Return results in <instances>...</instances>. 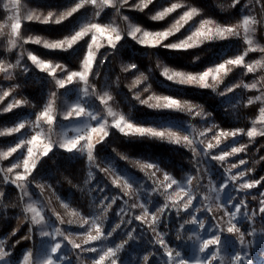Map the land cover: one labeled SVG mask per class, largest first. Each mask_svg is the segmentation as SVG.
<instances>
[{
	"label": "trees",
	"instance_id": "obj_1",
	"mask_svg": "<svg viewBox=\"0 0 264 264\" xmlns=\"http://www.w3.org/2000/svg\"><path fill=\"white\" fill-rule=\"evenodd\" d=\"M77 1L79 0H52L50 8L53 9L52 12L56 13L71 8ZM20 3H23V5L21 4L22 18L27 11L25 8L31 10V8L37 9L43 6L36 0H20ZM138 3L139 0H129V5L132 7L125 5L119 13L115 9L107 7L96 18L102 23H107L115 18L125 36L118 45L116 52L109 55L107 61L100 65L99 61L111 51L107 48L106 42L102 40L105 47L100 49L95 65L99 77H90V82L101 94L108 90L114 97L112 101H109V106L119 114L128 117L132 122L138 125L156 127L170 123L181 130L183 134H188L190 138L196 141L192 147L197 149V153L194 155L191 148L186 144L175 145L148 137H125L115 128H109L108 137L95 147L94 156L96 159L94 163L89 164L84 154L69 153L64 150H52L43 157L29 176L26 184L28 192L26 197L23 196L20 188L5 182V175L11 177L14 174L6 173L8 168L6 164L9 163L10 159H0V241L3 242L2 246L5 250L10 253L9 258L15 262L21 259L29 249L36 256L42 241L38 229L31 224V213L24 211L30 198L47 204L48 208L50 206L48 201L53 197L57 201L63 202L76 214L75 217L67 215V217L62 218L63 224L54 215L52 216L62 231L71 234L72 237L74 236L75 242L81 243L83 247H96L98 249L95 253H81L79 258L76 255L78 250H73L74 253L69 259H73L74 263L92 264V259L98 258L100 250H106L109 246L114 247L116 244L122 243L127 239L126 232L135 228L134 235L139 239L130 241L118 254L123 264H144L143 256L149 253H154V255L150 256L148 264H163L167 257L159 244L150 243L158 237L152 231L149 223L141 224L132 219L131 225L127 227L122 225L106 240L102 238L87 245L83 244V240L90 225L84 227L80 225L83 224L84 219L91 220L92 217L101 215L99 202L105 196L121 197L108 210L107 219L101 221L104 225L105 235L112 227L120 223L121 217L117 215V212L121 208L130 214L124 216L125 220L134 215H143L144 209L139 206L141 204L147 207L149 213L160 215L157 209L165 203L171 205L168 195H175L176 185H173L172 189H168L167 193L160 186L161 182L164 181V174L167 173L186 189L191 188L193 195L198 198L193 201L196 207L200 209L194 213L195 215L210 214L211 220H215V223L227 229L230 225L228 224V217L224 215L225 208L218 206L215 193L210 192V189L214 186L218 188L228 175H235L248 169L252 171L247 172L242 180L253 181L264 176V159H261L264 157V136H257L253 140H250L246 134L238 135L235 138H221L220 145L211 150L213 155L230 151L233 146L247 145L246 151L228 157L225 162L204 157L201 151L208 142L216 143L213 137L220 130L244 129L246 133L253 121L259 116L260 108L264 107V100L255 101L247 107L244 106L248 98L254 99L257 95L264 94V51L259 50L264 48V0H259V2L258 0H240L235 6H233V0H154L153 4L149 5L143 12L135 9L134 6ZM172 3H181L185 7L177 9L164 20L153 21L150 19L156 12ZM189 7L197 8L199 14L194 17L189 25L170 37L165 43L176 42L185 38L195 25L198 26L200 21L205 19H212L221 26H237L242 23L243 14L246 11H251L257 21L255 25L257 42L255 48L257 50L248 51L245 56V64L252 63L255 65L256 61L262 63L256 65L255 71L252 73H247L246 67L243 66L233 68L224 77L218 91H224L228 86L236 84H241V87L236 88L235 91L226 96L217 95L211 88L201 89L167 81L160 75L161 69L157 67V61L159 60L162 65H166L170 69L184 72L198 73L208 67H214L227 59L242 55L248 50L249 45L245 43L242 27L239 28V36L207 41L198 47L185 51L169 50L164 47L149 48L137 44L126 35L130 23L152 32L166 30ZM46 11L43 9L42 13ZM89 13L90 10L85 5L72 17L60 24L25 21L22 27L23 37L27 39L29 36H40L50 41L63 39L77 28L78 19ZM125 16L128 17L127 21L123 19ZM7 19L8 10L3 7V1L0 0V65L6 69V71H0V96H3L4 91L10 93L9 96L0 100V130L14 125L16 122L33 119L45 108L51 99V91L55 90L54 83L47 73L39 71L27 59L28 51L41 59L53 62V64H63L70 71H79L81 61L87 51V42L90 41V36L85 37L67 52L48 50L41 45L22 42H18L17 47L11 48L6 39ZM19 53H21L22 59L18 56ZM196 57L199 59H195ZM18 59L21 65L27 67V73L20 66L8 68L9 64L16 65ZM131 63H135L137 69L127 73L123 72L122 67ZM141 73L149 77L148 81L135 84ZM58 74L64 75L59 70ZM118 77L119 80H117ZM252 83H257V89H245L242 86ZM17 85L19 87H16ZM147 85H151V89L149 92H144L143 89ZM79 87L80 85L73 83L60 89L57 107L60 108L62 97L79 96ZM134 92H139L142 99H147L149 95H169L187 100L202 106L205 112H210L212 115L210 117H196L187 113L152 109L133 99ZM79 98L81 97L79 96ZM83 99L84 103L90 101L111 124V117L107 115V108L101 105L95 96ZM15 100L27 101V103L11 112H3V109ZM150 103H155V101H150ZM206 129H211V131H207L204 137H200V132ZM30 133V130H27L25 136L28 137ZM14 136L15 134L0 136V147H8ZM201 139L204 141L203 143H199ZM121 155L128 157V159H121ZM197 159L199 160V171H197L195 163ZM241 159L246 161L244 165L231 168L233 163L238 164ZM137 161L154 163L161 167L162 171L156 173V176H152L153 170L141 171ZM228 169L230 172L227 171ZM89 172L92 173L91 178H89ZM114 174L122 177L117 182L118 186L111 182ZM189 176L193 177L191 185L187 183ZM125 178L132 184L130 189L124 187ZM242 180H238L235 184H230L229 187L225 188L221 194V203L227 201L230 195H237L232 189L238 187ZM98 187L105 188V191L102 193L97 191ZM262 192H264V182L249 190L247 195L240 192L236 201L245 200L249 216L253 212L257 213L249 220L243 215L244 209H242L241 216L235 221L237 226L244 230V244L247 243L248 246V257L255 264H264V214H259L260 200L264 199L260 196ZM125 193L128 194L125 195ZM205 196H209V199L205 200ZM184 199L186 200V197ZM106 203H110V201ZM178 206L183 208L182 204H178ZM190 219L188 210H182L178 217L176 209L170 208L162 217L163 222L157 227L158 232L168 234L164 237L165 241L170 243L171 247L180 250L184 257L187 254L189 243L187 237L190 236L192 225L187 224L183 229L185 242L176 241V232L181 223ZM147 220L150 221L151 216H148ZM30 228H33L32 239H26L25 237L30 234ZM13 230H16L15 235H11ZM249 233H253V235H249ZM93 234H95L94 230ZM17 241L19 243H16ZM64 243L71 249V245L67 241ZM13 245L15 246L13 247ZM82 257L83 259H81Z\"/></svg>",
	"mask_w": 264,
	"mask_h": 264
},
{
	"label": "snow or ice",
	"instance_id": "obj_2",
	"mask_svg": "<svg viewBox=\"0 0 264 264\" xmlns=\"http://www.w3.org/2000/svg\"><path fill=\"white\" fill-rule=\"evenodd\" d=\"M154 0H139V3L135 5V9L143 12L145 9L149 7V5L153 4ZM240 0H233V6L238 4ZM259 2V0H258ZM13 7H17L19 5V0H12ZM86 4H91L96 6L99 10L96 12V16H100V11L105 7H110L115 9L117 13L120 12L121 8L125 5H129V0H79L75 6L61 12L59 14L49 11L46 16H41L36 13H29L23 18L20 15H16L13 17V23H11V37L10 40L11 48L17 47L18 42H22L24 44L33 43L37 45H41L43 48L48 50H59L67 52L70 49H73L80 41L84 40L85 37L90 36V41L87 42V51L83 56L81 61V71H70L63 64L57 63L53 64L51 61H47L39 58L37 55L33 54L31 51L27 52V59L34 65L39 71L46 72L47 75L51 78V81L54 83L55 90H52L51 100L47 103L45 108L40 111L36 115V122L33 125V129H38L42 126V124L46 123L48 126H53L57 117H60L62 114V119L70 120L75 118H87V121H97L95 125H92L89 122L84 123L81 126H78L75 129L76 135L72 137L67 136V132H65L59 140H52L49 136L48 141L45 142L40 138V133L35 132V134L31 135L28 139H20L15 146L9 147L6 151L0 152V159H7L13 154L17 153L18 150L26 148V154L23 156L22 164L20 162L12 164L10 167L6 169V173L14 174L11 177L5 175L4 180L6 183H11L12 185L21 189L23 196H28V192L26 189V184L28 183L29 176L33 173L34 169L37 167L39 161L47 156L54 147H59L66 152L76 151L80 154H86L87 159L90 163L95 162L94 150L95 147L103 142L106 137L109 135V128H115L120 133H122L125 137H148L157 139L160 141H167L170 144L188 145L193 151L194 155L197 153V149L192 147L196 141L188 134H183L181 130L177 129L170 123L161 124L159 127L156 126H144L138 125L132 122L128 117L123 114H119L117 118V113L112 110L109 106V101H112L114 97L110 94L108 90H105L103 94H101L94 84L90 82V77L98 78L99 72L96 71L95 65L97 61V57L99 51L102 47H105V44L99 42V38H103L106 41V46L111 51L104 55V58L99 61L100 65H103L105 61H107L108 56L114 54L116 49L125 34L120 31L117 26L113 25H104L100 22H90L84 23L77 30H74L72 34L64 37L63 39L50 41L40 36H29L27 39L23 37L22 27L23 23L26 22H40L43 24H60L63 21L67 20L69 17H72L76 12H78L81 8H83ZM130 6V5H129ZM132 7V6H130ZM185 5L181 3H172L168 7H164L161 11L156 12L155 15H152L150 19L153 21H161L164 20L171 13L177 11V9L183 8ZM199 14L197 8L189 7L187 10L183 11V13L179 16V18L166 30L162 31H148L144 30L140 26H135L129 24V30L126 35L130 37L137 44L142 46H146L149 48L156 47H164L169 50L175 51H185L188 49H192L200 46L201 44L212 41L216 39H227L231 36H239V28H243L245 43L250 47L244 54L237 55L235 58H230L216 64L214 67H208L206 70L201 72H184L170 69L166 65H162L161 62L157 61V67L161 69L160 75L163 76L167 81H170L177 85H187V86H195L201 89H209L211 88L213 92H216L219 96H226L229 93L235 91L236 88L241 87V84H236L232 86H228L224 91H218L219 85L222 83L224 77H226L235 67H246L247 73H252L255 71L256 65H260L261 61H256L255 65L252 63L245 64V56L248 51H256L257 48L251 47L253 44L252 37L249 33L255 32V25L257 21L254 17L245 16L240 25L237 26H221L216 24L212 19L201 20L198 26H194L192 30H190V34L185 38L180 39L176 42L165 43L168 39L176 33L180 32L181 29H184L185 26L189 25L191 21H193L194 17ZM124 20H128V17H123ZM11 50V49H10ZM260 51H264V48H260ZM22 59V56H21ZM195 59H199L196 57ZM15 66L22 67L23 71L27 73L28 69L26 66L21 65L20 60L18 59L16 65H8V68H13ZM137 65L135 63H131L127 66L122 67V71L127 73L131 70H136ZM58 70L60 73L64 75L58 74ZM0 71H6L2 65H0ZM151 71V70H149ZM149 77L143 73L140 74V77L136 79L135 84L146 83ZM119 80V77L117 78ZM73 83L77 85H81L79 88L80 96L82 99L77 100L74 104L68 105L64 108L63 111L59 110L57 107L58 101V91L60 89L65 88L66 86L72 85ZM245 89H257V83L252 84H243ZM16 87H19L17 85ZM151 89V85H147L143 91L149 92ZM9 91H4L3 96H0V100L4 97L9 96ZM95 96L101 105L107 108V115L112 117V123L109 124L108 120L105 119V116L100 112H91L86 110L84 99ZM133 99L137 100L140 104L146 105L149 108L160 110V111H175L181 113H187L190 116L196 117H210L212 113L205 112L202 106L191 103L187 100H181L179 98L169 96V95H149L147 99H142L139 92L133 93ZM155 101V103H150V101ZM264 100V94L257 95L254 99L248 98L245 107L252 105L255 101ZM27 103V101L15 100L13 103H9L6 108L3 109V112H11L13 109L20 107L22 104ZM55 110V114H54ZM255 124H259L264 126V107L260 108L259 116L255 121H253V127L249 128L246 133L244 129H236V130H220L213 137L216 143L208 142L206 146L201 150L204 157H210L214 161L225 162L226 159L230 156L237 155L243 151H246L247 145L233 146L230 151H223L219 155H213L211 150L218 147L222 142L221 138H235L238 135L246 134L250 140L255 139L257 136H264V127L257 128ZM26 123L19 122L14 127L5 128L4 130H0V136L5 135H13L15 133H20L21 130L25 129ZM215 127V126H214ZM51 131V127H50ZM207 131H211V129H206L205 131L200 132V137H204ZM204 141L201 139L199 143H203ZM115 151V150H114ZM121 159H128V157L121 155ZM261 159H264L262 157ZM140 166L141 171L145 170H153L152 176H156V173L162 171L161 167L151 162H140L137 161ZM197 165V171H199V160L195 161ZM246 163L245 160H239L238 164L233 163L231 168H237L239 165H244ZM99 167V165H96ZM22 167L23 171H16ZM102 171L104 169H101ZM230 172V169L227 170ZM252 171L248 169L246 171H240L235 175H228L224 182L219 185V187H212L210 192L215 193V199L217 201L218 206L224 207V215L228 217V224L226 231L228 233H239L240 234V244H244V234L241 232V229L237 226L235 221L241 216V211L244 209L243 215L251 220L256 212H253L251 216L247 213V205L245 200L240 199L237 201V197L240 192H244L245 195L248 194L249 190L256 188L262 182H264V176L260 177V179L247 181L242 180V178L247 174V172ZM92 177V173L89 172V178ZM121 176L118 174H114L112 179V184L117 185V182L121 180ZM193 177H188V185L192 184ZM238 180H242L239 183L238 187L233 188L232 191L236 192L237 195H230L227 201L221 203V194L225 190V188L229 187L230 184H235ZM211 183V179H210ZM173 185H176V189L174 190L175 195H168V199L171 201V205L165 203L162 207L158 208L157 211L160 215L156 213H149L147 207L143 204L139 205L144 209L143 215H134L131 218L125 220V215H130L126 212L124 208H121L117 215L121 217L120 223H117L110 231L105 235L104 233V225L101 222L102 219H107L108 210L112 207L113 204L116 203L118 199L121 197L114 196L108 197L105 196L99 203L101 205V215H97L89 219H84L81 227L85 225H90L88 232L85 234V239L83 240V244L87 245L93 241H99L102 238L107 239L113 235L118 229L121 228L122 225L127 227L132 224V219L139 221L141 224L149 223L152 231L156 233L158 239L154 241H150V243L159 244L163 250L164 255L167 259L163 262V264H214L215 261L221 260L220 256L221 246H222V234L224 232V228L219 224L213 226H206L205 220L201 219L199 216L195 215V212L200 211L199 208L193 203L194 199H198L192 193L191 188H185L183 185L179 184L175 179H172L167 173L164 174V181L161 182L160 186L167 193L168 189H172ZM124 187L131 188L132 184L126 178L124 179ZM99 192H104L105 188L98 187L96 189ZM155 191V189H153ZM128 193H125L127 195ZM261 197H264V192L260 193ZM186 197V200L184 199ZM205 200L209 199V196L204 197ZM110 201V203H106ZM178 204H182L183 208L181 209ZM261 207L259 208V214H264V199L260 200ZM135 207V205H133ZM170 208L176 209V214L179 217L180 212L189 211V215L191 216L190 220H185L183 223L179 225V228L176 232V241L185 242V237L183 234V229L185 225L191 224L197 226L200 230H205L207 227V231L210 234L208 238H201V235L197 232H193L192 235L187 237L188 241L192 242V245L195 249V255L188 259L182 255L180 250H176L175 248L170 246V243L166 242L164 237L168 235L167 233H161L157 231V227L163 222L162 217L164 214L170 210ZM191 209V211H190ZM234 209V210H230ZM25 213L31 212L33 213L31 217V224L38 229L39 236L41 238H48L52 241V243L48 246V251H46L42 256H35L33 251L29 249L25 255L23 256L21 264H63V261L68 259V255L63 253L61 250L63 248V241H67L69 245H71L72 250H78L76 255L80 256L81 253H95L98 251L96 247H83L81 243H76L71 234H66L60 227L52 226L49 227L47 224V220L45 216L41 214L34 206L28 205L25 208ZM151 216V220L148 221L147 217ZM59 219V218H58ZM60 223L63 224L64 221L61 219ZM218 229V231H217ZM93 230L94 233L93 234ZM136 229L132 228L130 231L126 232L127 239L122 243L116 244L114 247H107L106 250H100V254L98 258L92 259V264H123L120 260V256L118 255L125 246L133 240H138L139 237L135 236ZM16 230H13L11 235H15ZM29 236L25 237L26 239H32L33 228L29 229ZM249 235H253V233H249ZM58 237H62V240H58ZM59 241V242H57ZM2 241H0V245H2ZM16 243H19L17 241ZM15 245H13L14 247ZM215 247V251L209 252L211 247ZM154 253H149L143 256L144 264H148L149 258ZM10 253L5 250L3 246H0V261H5L6 257H9ZM249 256L248 252H237L235 255L231 256V264H252L250 259H247Z\"/></svg>",
	"mask_w": 264,
	"mask_h": 264
},
{
	"label": "rangeland",
	"instance_id": "obj_3",
	"mask_svg": "<svg viewBox=\"0 0 264 264\" xmlns=\"http://www.w3.org/2000/svg\"><path fill=\"white\" fill-rule=\"evenodd\" d=\"M2 1H3V7H5V9L8 10V19H7L8 20L7 21L8 26L6 28V31H7L6 39H7L8 43L10 44V40L12 39V37H11V23L14 22L13 17L16 15H20L22 18L21 4L23 5V3H20V0H19V5L17 7H13L12 0H2ZM36 1L39 2L41 5L43 4V6H40L37 9L31 8V10H28L29 8H25V10H27V11L24 13V16H26L29 13H36V14H39L41 16H46L49 11H53V9L50 8V6H52L51 5L52 0H36ZM78 2L79 1H77L76 3H78ZM75 4H73V6H75ZM86 5L88 6L90 13L78 19V25H77V28L75 30H77L84 23L99 22L98 20H96V18H97L96 12L99 9L96 6H93L91 4H86ZM41 7H45V8H41ZM106 8L107 7L103 8V10H105ZM43 9H46L47 11L42 13ZM103 10L100 11V14H101V12H103ZM64 11L65 10H60L59 12H56V13L59 14V13L64 12ZM245 16L254 17V15H253V13H251V11H246L242 16V21H243V18ZM100 23H102V22H100ZM102 24L117 26L120 29L119 24L115 18L112 19L111 21L107 22V23H102ZM120 31L122 32L121 29H120ZM249 35L252 37V40H253V44L251 45V47H256L257 46L256 31L254 33H249ZM102 40H104V39L99 38L100 43H102ZM9 46L11 47V44ZM18 56L21 57V53H19ZM81 70H82V68H80L79 71H81ZM80 87H82V84L80 85ZM79 96L75 95L74 97H65V96L62 97L60 99L61 106H60L59 110L63 111L66 106L74 104L77 100H80L81 98H79ZM85 107H86V110H89L91 112H100L90 101L85 102ZM112 110L117 113V118H118L119 113L116 110H114L113 108H112ZM54 114H55V110H54ZM105 119H107V118H105ZM20 122L26 123L25 129L21 130L20 133H15V136L10 141L11 144H9L8 147L6 146L5 148H2V146H1L0 152L6 151L9 147L15 146V144L18 143L20 139L30 138L31 135L35 134V132H39L40 138L42 140H44L45 142L48 141L49 136L51 137L52 140H59L65 132H67V136L70 138V137L76 135L75 129L78 126H81L84 123L89 122V121H87V118H84V117L70 119V120H64V119H62V114H61L60 117H57L53 126H48L46 123H44V124H42V126L40 128L35 129V130L33 129V125L36 122V116H34L33 119L23 120ZM17 123H19V122H16L14 125L8 126L7 128L14 127ZM89 123H91L92 125H95V123H97V121H90ZM110 123H112V117H111ZM253 126L254 125L252 124L251 127H253ZM50 127H51V131H50ZM255 127H257L259 129V128L264 127V126H261L259 124H255ZM27 130H30V132H31L28 137L25 136V133ZM53 150H63V149H61L59 147H54ZM73 152H76V151H73ZM24 154H26V148L18 150L17 153H15V154H13V156L9 157L10 161H9V163L6 164V167H10L12 164L17 163V162H20L22 164ZM84 155L87 159V155L86 154H84ZM87 161H88V159H87ZM88 163L91 164L89 161H88ZM16 171L22 172L23 169L21 167L20 169H17ZM48 202H49L50 206L47 208V204H45L41 201H38L35 198H30L27 206L32 205L38 211H40L41 214L43 216H45V218L47 220V224L49 225V227H52V226L59 227L58 223L56 221L54 222V220L52 218L53 215L57 219L59 218L58 219L59 221L62 218L67 217V215H69L71 217H75L76 214L72 210H70L63 202L57 201L53 197ZM52 213H54V214H52ZM32 215H33V213H31V216ZM199 217L201 219L205 220L206 226H213V225L218 224V223H215V220H213V219L211 220L210 214L206 213V214L200 215ZM220 226L223 227L222 225H220ZM223 228H224V232L222 234V246H221V252H220V256L222 257V261L217 260L214 262V264H231V256L235 255L237 252H240V253H243L245 251L248 252L247 243L243 244V245L240 244V234L239 233H228L226 231V228L225 227H223ZM194 231L199 233L201 235L202 239L208 238L210 235L207 231V227L205 230H200L197 226L192 225L190 235H192V233ZM217 231H218V229H217ZM241 232L244 234L243 229H241ZM57 239L62 240V237H58ZM72 239H74V236L72 237ZM57 242H59V241H57ZM51 243H52V241L49 240L48 238H42L40 248H39V251L37 252L36 256L37 257L42 256L46 251H48V246ZM63 245L64 246H63L61 251L68 255V259L63 261V264H77V262H75V263L73 262V259L72 260L69 259V258H71L72 253H74L73 250H71L69 247L65 246L64 241H63ZM0 246H2V245H0ZM69 249H70V251H69ZM212 251H215L214 246L209 249V252H212ZM194 255H195V249L192 245V242L189 241V243L187 245V254L185 257L188 259H191ZM22 259H23V257L21 259H19L17 262H15L12 259H10L9 257H6L5 261H0V264H21ZM81 259H83V257ZM247 259H249V257ZM58 264H59V261H58ZM252 264H255V263H252Z\"/></svg>",
	"mask_w": 264,
	"mask_h": 264
}]
</instances>
